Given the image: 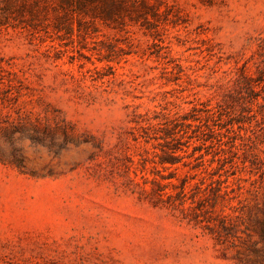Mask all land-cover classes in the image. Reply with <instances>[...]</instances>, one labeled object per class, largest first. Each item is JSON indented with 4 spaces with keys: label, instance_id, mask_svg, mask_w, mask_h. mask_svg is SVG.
I'll use <instances>...</instances> for the list:
<instances>
[{
    "label": "rangeland",
    "instance_id": "rangeland-1",
    "mask_svg": "<svg viewBox=\"0 0 264 264\" xmlns=\"http://www.w3.org/2000/svg\"><path fill=\"white\" fill-rule=\"evenodd\" d=\"M119 1L0 0V264H264V0Z\"/></svg>",
    "mask_w": 264,
    "mask_h": 264
},
{
    "label": "trees",
    "instance_id": "trees-1",
    "mask_svg": "<svg viewBox=\"0 0 264 264\" xmlns=\"http://www.w3.org/2000/svg\"><path fill=\"white\" fill-rule=\"evenodd\" d=\"M104 3H105V6H104V8H101L104 12H105V14L106 15H108V16H111V15H113V12H112V10L110 9V8H108V6H107V4L109 3V2H111V4L112 5H114V4H118V5H116V6H118V8H121V3H119L120 1L119 0H102ZM172 184V183H171ZM166 185H168V184H166ZM183 190H182V192L184 191V186H183V188H182Z\"/></svg>",
    "mask_w": 264,
    "mask_h": 264
}]
</instances>
